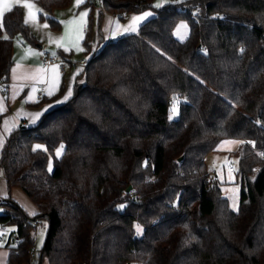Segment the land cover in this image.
<instances>
[{
    "label": "trees",
    "instance_id": "16d2710c",
    "mask_svg": "<svg viewBox=\"0 0 264 264\" xmlns=\"http://www.w3.org/2000/svg\"><path fill=\"white\" fill-rule=\"evenodd\" d=\"M35 2L49 14L40 20L59 31L50 14L72 0ZM152 2L83 3L97 40L84 39L89 61L71 96L5 138L6 186L37 209L29 218L9 198L1 206L0 225L11 229L6 264H31L41 219L47 232L33 264H264V0ZM148 10L137 31L102 39L103 12L123 21ZM180 21L183 40L173 33ZM18 36L37 44L15 5L0 23V83ZM63 92L62 84L48 101ZM223 139L241 141L237 211L204 168Z\"/></svg>",
    "mask_w": 264,
    "mask_h": 264
},
{
    "label": "crops",
    "instance_id": "0c3cea01",
    "mask_svg": "<svg viewBox=\"0 0 264 264\" xmlns=\"http://www.w3.org/2000/svg\"><path fill=\"white\" fill-rule=\"evenodd\" d=\"M86 1L72 0L68 8L54 10L50 15L60 20L61 27L59 31H53L40 20L39 15L49 16V14L42 10L35 0H8L9 9L15 5L22 7L24 20H27L25 23L36 37L37 44L30 45L18 40L13 42V66L8 77L6 91L0 90V145H3L5 138L19 125L36 124L44 113L65 102L71 96L75 78L81 70L74 63L85 56L84 39L91 32L89 43L92 47L95 46L97 40L96 26H93L91 30L88 26L91 7L81 8ZM26 4L33 5L32 16L29 15V8L25 7ZM7 11L9 10L4 8L3 3H0V12L4 15ZM149 11L130 14L123 21H117L114 16L103 12L100 21L102 39L108 40L137 31L144 21L153 16L154 13ZM97 12L98 8H93L94 20ZM145 13L149 15L145 16ZM134 17L144 18L133 24ZM2 18H0V23ZM132 28L135 30L133 31ZM182 35L179 36L182 37L181 40L187 36V30ZM45 53L63 55L69 62L67 71L62 74L57 66L55 71H53V66L42 67L40 57ZM62 84L64 86L63 95L54 102L48 101L58 92ZM38 93H42L44 97L42 101L37 99ZM66 96L67 99H65ZM13 189L15 187L8 189L4 177H0V197L9 198L18 203L17 195H11ZM7 260L8 250L0 249V264H6Z\"/></svg>",
    "mask_w": 264,
    "mask_h": 264
},
{
    "label": "rangeland",
    "instance_id": "374dc122",
    "mask_svg": "<svg viewBox=\"0 0 264 264\" xmlns=\"http://www.w3.org/2000/svg\"><path fill=\"white\" fill-rule=\"evenodd\" d=\"M170 0H153L152 7L154 9H159L165 3ZM83 8V7H81ZM80 8L78 7V10ZM152 12V10H150ZM149 11V12H150ZM59 20V19H57ZM60 21V20H59ZM187 30V25L185 22L180 21L174 28V35L178 39H182L184 32ZM31 31V30H30ZM182 37H179L181 36ZM185 36V35H184ZM185 38V37H184ZM15 41H21L22 39L18 36L14 39ZM241 143L238 139H223L215 144L213 149L207 154L204 159V168L210 176L216 178L220 183V192H221V200H227V204L230 209L233 211L238 210L239 206V193H240V184L239 177L237 175V156L235 152L237 151L239 144ZM216 146V147H215ZM2 145H0V150ZM61 147L56 149L55 155L57 157L61 154ZM51 168V164H49ZM232 168L233 170H230ZM0 177H3L2 171L0 170ZM11 195H17L19 200L17 199V204L25 211L29 218H33L37 214V209L34 204L30 201V199L25 196V194L17 187L13 189ZM20 201V202H19ZM3 208L1 207L2 211ZM10 231L11 229L8 228ZM138 233L141 232V228H137ZM47 232V223L46 220L41 219L38 222V226L35 227L33 231V246L36 249L37 255L40 254L42 249L45 237ZM4 242L0 240V249L5 250ZM34 262H32L33 264ZM41 264H46V260L43 259Z\"/></svg>",
    "mask_w": 264,
    "mask_h": 264
},
{
    "label": "built area",
    "instance_id": "2783aa9c",
    "mask_svg": "<svg viewBox=\"0 0 264 264\" xmlns=\"http://www.w3.org/2000/svg\"><path fill=\"white\" fill-rule=\"evenodd\" d=\"M93 1H97V0H93ZM88 61H89V57L84 56L80 60L75 62L74 65L75 66L77 65L80 68H83L88 64ZM40 63H41L42 67L57 66L60 73H62V74H64L69 67V62L67 60L61 58L58 54L45 53L40 57ZM6 88H7L6 82L0 83V90L2 92H5ZM42 96H43L42 93H38L37 99L41 100ZM230 170H233V169L230 168ZM8 203H9V200L7 198L0 197V208L2 205L8 204ZM7 233H8L7 228L3 225H0V240L5 241ZM16 243H17V238L14 235H12L11 245H16ZM29 254L31 256L30 263L32 264L34 256L36 254V249L34 246L30 248Z\"/></svg>",
    "mask_w": 264,
    "mask_h": 264
},
{
    "label": "snow or ice",
    "instance_id": "6c2138e0",
    "mask_svg": "<svg viewBox=\"0 0 264 264\" xmlns=\"http://www.w3.org/2000/svg\"><path fill=\"white\" fill-rule=\"evenodd\" d=\"M78 2H79V0H78ZM0 3H3L5 9L11 10L8 8V0H0ZM25 7L29 8V15L32 16L31 9H32L33 5L32 4H26ZM2 15H3L2 12H0V18H2ZM84 15H86V13ZM147 15H149V13H145V16H147ZM143 18L144 17H134L133 18V24H135L139 20H142ZM25 22L27 23V20ZM132 30L134 31L135 29L132 28ZM55 68H56V66H53V71H55ZM69 95H70V93H69ZM65 99H67V96L65 97ZM173 112H175V108H173ZM37 147H39V146H37Z\"/></svg>",
    "mask_w": 264,
    "mask_h": 264
},
{
    "label": "water",
    "instance_id": "95a60500",
    "mask_svg": "<svg viewBox=\"0 0 264 264\" xmlns=\"http://www.w3.org/2000/svg\"><path fill=\"white\" fill-rule=\"evenodd\" d=\"M179 160H181V158ZM130 189H131V186H128L126 191L128 192Z\"/></svg>",
    "mask_w": 264,
    "mask_h": 264
}]
</instances>
